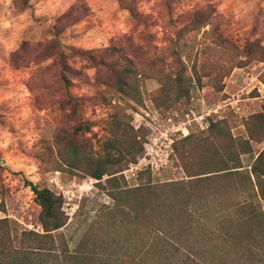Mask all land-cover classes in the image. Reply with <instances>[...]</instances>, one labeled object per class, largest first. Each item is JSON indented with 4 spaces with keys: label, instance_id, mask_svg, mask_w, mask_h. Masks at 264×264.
<instances>
[{
    "label": "rangeland",
    "instance_id": "374dc122",
    "mask_svg": "<svg viewBox=\"0 0 264 264\" xmlns=\"http://www.w3.org/2000/svg\"><path fill=\"white\" fill-rule=\"evenodd\" d=\"M261 109L264 0H0V218L41 230L26 178L61 196L70 248H88L104 205L174 198L168 181L232 166L236 140L264 136ZM119 142L116 177H91ZM147 149L152 167L137 164Z\"/></svg>",
    "mask_w": 264,
    "mask_h": 264
},
{
    "label": "trees",
    "instance_id": "16d2710c",
    "mask_svg": "<svg viewBox=\"0 0 264 264\" xmlns=\"http://www.w3.org/2000/svg\"><path fill=\"white\" fill-rule=\"evenodd\" d=\"M252 117L264 121V109ZM85 124L79 129L88 130ZM213 126L209 123L207 129ZM191 136L188 132L182 139L189 141ZM263 141L264 136L257 139L248 131L246 137L236 140L242 150L232 166L221 165L218 157L216 167L198 165L200 171L186 173L187 179L168 181L180 184L179 196L151 201L143 196L141 204L127 212L121 206L104 205L107 219L95 213L88 225V248L85 236L70 248L61 231L68 224L61 196L24 178L39 207L41 230L1 217L0 264H264V146L258 151L253 147V142ZM119 145L107 144L106 154L89 171L91 177H116L120 169L107 173L106 166L124 160V155L115 157ZM210 146L218 152L212 142ZM217 180L224 190L220 196H211L215 191L207 186ZM223 196L228 197L226 204ZM174 199L180 206L176 209ZM131 215L133 222H125L123 216ZM106 220L107 225L102 224Z\"/></svg>",
    "mask_w": 264,
    "mask_h": 264
},
{
    "label": "built area",
    "instance_id": "2783aa9c",
    "mask_svg": "<svg viewBox=\"0 0 264 264\" xmlns=\"http://www.w3.org/2000/svg\"><path fill=\"white\" fill-rule=\"evenodd\" d=\"M182 132L184 135H186L188 133L186 126L183 128ZM148 155H151V151L147 149L145 155L141 158V160H139V162L137 164L138 165L143 164L146 167H148V165H150L152 167L153 161L151 159H147ZM138 165L136 167H138Z\"/></svg>",
    "mask_w": 264,
    "mask_h": 264
},
{
    "label": "crops",
    "instance_id": "0c3cea01",
    "mask_svg": "<svg viewBox=\"0 0 264 264\" xmlns=\"http://www.w3.org/2000/svg\"><path fill=\"white\" fill-rule=\"evenodd\" d=\"M264 146V143H263V145H262V147ZM254 147V146H253ZM262 147L260 148V149H262ZM255 149V148H254ZM255 153L257 154V151H255Z\"/></svg>",
    "mask_w": 264,
    "mask_h": 264
}]
</instances>
